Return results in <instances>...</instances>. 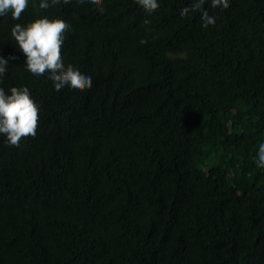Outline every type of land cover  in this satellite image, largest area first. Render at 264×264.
I'll return each instance as SVG.
<instances>
[{
	"label": "trees",
	"instance_id": "1",
	"mask_svg": "<svg viewBox=\"0 0 264 264\" xmlns=\"http://www.w3.org/2000/svg\"><path fill=\"white\" fill-rule=\"evenodd\" d=\"M192 2L0 16V87L39 106L35 137L0 134V264H264V0H206L207 28ZM43 16L91 89L27 71L11 28Z\"/></svg>",
	"mask_w": 264,
	"mask_h": 264
},
{
	"label": "clouds",
	"instance_id": "2",
	"mask_svg": "<svg viewBox=\"0 0 264 264\" xmlns=\"http://www.w3.org/2000/svg\"><path fill=\"white\" fill-rule=\"evenodd\" d=\"M61 0H39V9H48L59 4ZM72 0H63L70 4ZM79 4L90 3L104 11L103 0H77ZM136 2L149 14L159 7L158 0H136ZM206 0H193L190 7L180 11L182 17H187L189 12H201L202 26L207 28L215 25L216 18L210 16L204 8ZM36 7V0H32ZM29 0H0V16L11 13L13 20H20L22 14L28 9ZM222 6L227 9L229 0H211V7ZM150 20L145 19L144 25H149ZM69 24L61 18L47 16L35 18L25 24L16 23L11 28V36L19 49L26 57L27 71L34 76H43L48 73V78L53 82L56 91L65 87L75 90L91 89L93 80L91 76L83 74L72 64L64 63L62 47L65 32ZM140 44H147V39H141ZM8 60L0 56V77L7 71ZM2 83V80H0ZM39 127V106L31 96L27 86H12L9 92L0 87V134L6 137L9 146L19 147L22 139L35 137ZM257 166L264 168V143H260L257 152Z\"/></svg>",
	"mask_w": 264,
	"mask_h": 264
}]
</instances>
